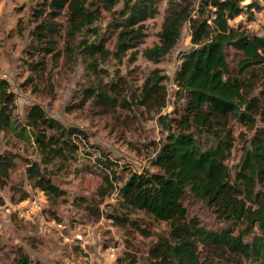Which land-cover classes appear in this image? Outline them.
<instances>
[{"label": "trees", "instance_id": "trees-1", "mask_svg": "<svg viewBox=\"0 0 264 264\" xmlns=\"http://www.w3.org/2000/svg\"><path fill=\"white\" fill-rule=\"evenodd\" d=\"M34 1L49 10V20L37 25L33 33L34 49L43 53L52 50L53 18L63 16L71 36L83 29L96 34L91 27L101 11L113 12L121 4L113 18V50L104 49V37L84 46L87 56L118 61L140 42L142 24L158 15L159 4V0ZM249 7L243 9L237 0L166 1L159 45L145 49L142 55L158 62L175 46L183 26L188 24L192 47L181 55L174 74L177 91L171 114H161L166 106L165 77L157 70H152L134 93L124 88L121 77L116 82L101 81L81 93L82 103L92 99L110 109L142 108L157 116L165 132L151 160L155 171L130 173L116 191L121 215H105L116 226H132L144 236L148 235L130 219L134 212H143L166 226L167 235L157 237L148 248L147 264H221L202 255L199 246L221 248L224 253L253 264H264V125L257 124L259 119L264 120V88L257 95L253 93L257 79L264 77V36L247 33L240 24L228 23L240 14L250 18ZM227 49L238 54L234 65L227 60ZM135 55L136 52L131 54L130 62ZM33 69L42 67L36 64ZM15 111V96L7 80L0 78V132H10L19 140L30 142L45 166L67 161L76 149L74 139L78 135L85 139L82 132L64 127L38 104L29 107L23 123ZM238 126L250 132L251 137L242 143L240 158L231 170L227 160ZM103 164L110 174L103 176L98 193L101 198L112 192L111 177L115 178L112 162ZM13 167L14 155L0 154V187L6 185ZM27 173L48 199L61 195L37 166L28 167ZM185 199L204 204L225 224L241 227V236L233 238L228 230L214 232L201 226L196 218H187ZM253 232L256 234L246 240ZM123 261L135 262L128 257H123ZM14 264L31 261L19 250Z\"/></svg>", "mask_w": 264, "mask_h": 264}, {"label": "rangeland", "instance_id": "rangeland-1", "mask_svg": "<svg viewBox=\"0 0 264 264\" xmlns=\"http://www.w3.org/2000/svg\"><path fill=\"white\" fill-rule=\"evenodd\" d=\"M253 3L257 6V2ZM165 6L166 1L159 0L158 15L142 24L140 42L118 61L112 57L87 56L84 46L104 37V49L113 50L116 36L113 18L122 8L121 4L113 12L101 11L91 27L96 34L83 29L71 36L67 33L65 18H53L52 50L43 53L34 49L33 33L37 25L49 20V10L34 0H0V78L7 80L15 96L19 122H24L31 105L38 104L64 127H72L85 135V139L79 135L74 139L76 149L67 161L45 166L30 142L19 140L10 132H0V154L14 155V167L6 185L0 187V264H14L19 250L31 264H130L125 263L123 257L133 259L134 264H147L148 248L157 237L167 235L168 229L163 223L143 212L132 213L130 219L148 236L141 235L132 226H116L105 217L111 213L121 215L116 191L130 173L155 171L151 160L165 135L157 116L136 106L130 110L110 109L97 105L92 99L80 102L83 89L109 79L116 82L117 77H121L128 92L134 93L151 71L157 70L165 77L166 106L161 114L169 115L175 110L174 74L181 55L192 47L188 24L183 26L175 46L158 62L142 55L145 49L159 45L158 33ZM246 20L231 25L240 24L247 33L264 36L262 19L250 16ZM134 52V61L130 62ZM226 55L232 65L239 58L231 49H227ZM36 64L42 69L34 70ZM263 86L264 77H260L254 95ZM257 124L264 125V120L259 119ZM234 131V147L227 160L231 170L240 158L242 143L251 137L244 127H235ZM106 161L112 162L114 188L101 198L98 193L103 186V176L110 174L103 164ZM31 166H37L61 191L58 198L48 199L34 186L27 173ZM20 202H35L37 208L27 218H18L12 213V207ZM183 207L187 218H196L209 230H228L233 238L242 234L241 227L225 224L200 202L185 199ZM254 234L256 232L245 239L249 240ZM199 249L202 255L213 257L221 264H253L224 253L221 248L199 246Z\"/></svg>", "mask_w": 264, "mask_h": 264}, {"label": "built area", "instance_id": "built-area-1", "mask_svg": "<svg viewBox=\"0 0 264 264\" xmlns=\"http://www.w3.org/2000/svg\"><path fill=\"white\" fill-rule=\"evenodd\" d=\"M168 1V0H165ZM240 4V6L245 9L247 6L250 5L248 9V13L251 16L257 17L258 19H262L264 21V1L261 0H237ZM253 2H257V6L252 5ZM243 22L245 23L246 15L240 14L237 17L233 18L232 20H228V23L231 25L235 22ZM247 27H250V24H245ZM35 202H32L31 204L20 202L12 207V213L15 214L18 218L25 219L27 218L34 209H36ZM5 211L8 212L9 209L5 208Z\"/></svg>", "mask_w": 264, "mask_h": 264}]
</instances>
